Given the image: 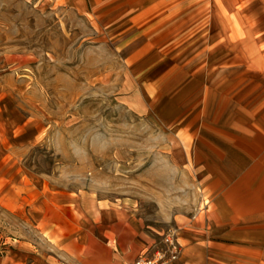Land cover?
Returning <instances> with one entry per match:
<instances>
[{"label":"rangeland","instance_id":"rangeland-1","mask_svg":"<svg viewBox=\"0 0 264 264\" xmlns=\"http://www.w3.org/2000/svg\"><path fill=\"white\" fill-rule=\"evenodd\" d=\"M75 5L0 0V264H34L43 240L32 215L16 209L24 176L54 178L52 187L84 204L134 211L152 252L209 204L185 151L188 121L172 120L178 101L162 97V86L178 92L175 74L157 72L167 58L133 63L123 26ZM196 75L223 82L236 73Z\"/></svg>","mask_w":264,"mask_h":264},{"label":"crops","instance_id":"crops-1","mask_svg":"<svg viewBox=\"0 0 264 264\" xmlns=\"http://www.w3.org/2000/svg\"><path fill=\"white\" fill-rule=\"evenodd\" d=\"M74 1L99 23L123 26L133 63L167 58L157 72L178 77V92L162 86V97L178 101L172 120L188 121L185 151L209 204L179 228L181 251L169 264H264V0ZM211 72L236 75H196ZM53 180L15 183L16 209L43 236L34 264H127L154 246L134 211L84 204Z\"/></svg>","mask_w":264,"mask_h":264},{"label":"built area","instance_id":"built-area-1","mask_svg":"<svg viewBox=\"0 0 264 264\" xmlns=\"http://www.w3.org/2000/svg\"><path fill=\"white\" fill-rule=\"evenodd\" d=\"M164 242L165 244L161 248L153 252L149 249L127 264H169L178 259L181 251V244L178 241L177 231L172 229L166 235Z\"/></svg>","mask_w":264,"mask_h":264}]
</instances>
